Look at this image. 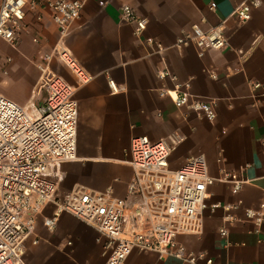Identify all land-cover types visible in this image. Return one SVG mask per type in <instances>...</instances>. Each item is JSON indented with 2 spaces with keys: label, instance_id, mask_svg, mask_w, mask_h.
Listing matches in <instances>:
<instances>
[{
  "label": "crops",
  "instance_id": "crops-1",
  "mask_svg": "<svg viewBox=\"0 0 264 264\" xmlns=\"http://www.w3.org/2000/svg\"><path fill=\"white\" fill-rule=\"evenodd\" d=\"M247 1L84 0L79 19L65 36L59 34L44 5L26 13V31L20 35L17 50L6 53L0 41V56L12 58L10 78L1 86L4 96L26 105L38 79L26 61L33 64L59 46L93 76L89 83L77 86L60 62L53 59L51 63L53 70L60 65L55 72L74 87L77 103L76 154L60 166L59 196L77 188H111L113 195L124 198L133 176L131 138L146 136L156 142L177 136L181 141L168 158L171 170L192 156L203 155L210 176L221 178L233 172L245 183L236 193L225 182L210 185L206 201L221 207L204 210L200 234L179 235L176 242L187 253L211 258V264H264V225L255 233V226L244 216L246 208H258L264 197V0H257L250 19L241 23L233 12ZM123 5L146 19L142 37L134 35V24L120 19ZM193 25L221 26L225 47L207 50L203 56H198L193 44L177 48V39ZM33 37L38 41L33 42ZM145 37L159 42L163 50L150 53ZM159 70L175 79H160ZM26 71L30 76L24 81ZM186 83L185 90L192 96L215 101L213 122L187 107H175L160 95L161 90L170 91L177 85L183 90ZM35 102L40 104L42 99L35 98ZM52 210L53 206H47L43 215L50 216ZM221 228L227 230L226 237L220 235ZM35 234L36 244L33 236L25 242L26 264H104L110 252L106 238L95 228L67 213L59 216L53 231L39 217ZM125 264L190 263L133 249Z\"/></svg>",
  "mask_w": 264,
  "mask_h": 264
},
{
  "label": "built area",
  "instance_id": "built-area-1",
  "mask_svg": "<svg viewBox=\"0 0 264 264\" xmlns=\"http://www.w3.org/2000/svg\"><path fill=\"white\" fill-rule=\"evenodd\" d=\"M83 4L84 0H0V41L17 50L20 35L26 31V13L42 5L49 10L59 34L65 36L79 19ZM257 6V0H248L237 6L233 15L244 23ZM119 15L121 20L134 24L135 36H143L145 18L129 5L121 6ZM32 40L38 41L36 37ZM143 41L151 47L150 53L163 50L151 37ZM188 44H193L198 56H203L207 50L223 49L226 37L221 26L204 29L193 25L177 39L175 46L181 48ZM53 59L73 75L77 86L93 78L66 48L59 46L34 62L39 76L26 105L0 93V264H26L25 242L33 236L32 243H37V219L42 217L43 226L53 231L62 213L95 228L106 238L110 252L104 264H125L133 249L154 251L190 264H211V258L203 253H187L176 237L200 234L204 210L221 207L218 203H207L210 185L215 181L225 182L236 193L245 180L233 172H226L221 178L210 176L203 155L192 156L171 170L168 158L181 141L177 136L156 142L146 136L131 138L129 154L133 176L127 183L124 198L113 195L111 188L104 191L77 188L58 195L60 166L75 159L77 103L73 98L74 87L52 69ZM11 62L9 55L0 56L3 75H8ZM210 76L216 78L212 72ZM158 77L175 79L165 70H159ZM179 86L170 91L161 90L160 95L167 96L175 107H187L208 122L216 119L214 100L192 96L185 90L187 83L183 84V90ZM109 87L117 91L112 80ZM35 98H41L42 102L37 104ZM49 205L53 206L51 215L44 216V209ZM224 208L228 210L229 206ZM244 216L255 226L254 232L259 233L264 225V197L258 208H246ZM219 233L226 237L227 230L221 228Z\"/></svg>",
  "mask_w": 264,
  "mask_h": 264
},
{
  "label": "rangeland",
  "instance_id": "rangeland-1",
  "mask_svg": "<svg viewBox=\"0 0 264 264\" xmlns=\"http://www.w3.org/2000/svg\"><path fill=\"white\" fill-rule=\"evenodd\" d=\"M5 44V43H4ZM6 45V44H5ZM2 50V49H1ZM5 52L6 53H12V51L10 50V48L6 45V47H5ZM27 62V64H29L30 65V67L36 72V75H37V77L39 76V72H38V70L34 67V62H33V64H32V61H26ZM58 64H60V63H58ZM60 65H56L55 66V70L57 69L56 67H59ZM54 70V71H55ZM27 73L25 74V72H24V74H22V75H24L23 77H24V81H26V80H28L29 79V76H30V72L29 71H26ZM11 74V73H10ZM12 74H14V73H12ZM11 74V76H13ZM29 75V76H28ZM7 76H9V75H3L2 74V72H1V70H0V89L2 88L1 86H2V82L3 81H5V80H8V78H10V76L9 77H7ZM35 83V82H34ZM12 89V88H11ZM16 90V89H15ZM0 93L1 94H3L2 93V89L0 90Z\"/></svg>",
  "mask_w": 264,
  "mask_h": 264
}]
</instances>
